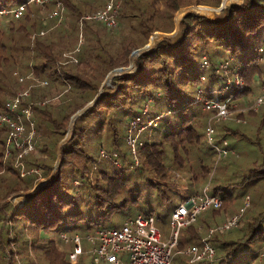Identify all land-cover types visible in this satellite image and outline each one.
I'll return each mask as SVG.
<instances>
[{
  "label": "trees",
  "instance_id": "16d2710c",
  "mask_svg": "<svg viewBox=\"0 0 264 264\" xmlns=\"http://www.w3.org/2000/svg\"><path fill=\"white\" fill-rule=\"evenodd\" d=\"M62 1L59 21L51 15L53 1L0 0V111L18 94L20 84L29 85L20 105H31L36 132L34 149L24 154L26 164L40 167L47 176L59 158L54 176L30 191L37 176L20 175L14 165L20 149L13 146L6 154L9 127L0 126V264H35L40 257L47 264H86L85 249L92 252L89 264H93V243L88 236L98 229L96 217L103 219L126 208L138 211L136 215H153L155 201L166 205L171 216L179 203L176 200L183 198L180 187L187 183L192 191L199 186L194 193L207 186L224 204L208 209L228 213L235 189L264 181L263 161L248 167L237 180L230 177L213 187L204 185L215 166V162H203L204 155L215 156L217 151L207 141L209 113L202 103L203 98L231 96L239 101L255 90L257 79L264 84V0L230 3L213 17L187 11L174 34L156 39L138 53L135 70L114 74L111 85L104 84L98 96L107 74L129 65L130 53L148 43L154 31L175 30L177 7L219 6L221 0H116L120 9L115 26L93 16L109 0ZM22 3V15L6 11ZM227 52L232 55L226 57ZM219 64L225 72H216ZM236 73L242 83L225 89ZM54 96L59 98L56 103L50 102ZM96 96L75 117L70 135L64 139L72 115ZM252 112L236 115L249 117L260 128L264 110ZM156 116L157 125L142 134L136 154L132 153L126 139L132 121L141 126ZM230 121L235 120L220 123L216 129L220 144L225 138L230 141L232 136L243 135L241 125ZM229 146L234 147L231 141ZM195 151L200 152V160L193 156ZM176 170L189 176L176 183L172 180ZM256 189L257 198L244 213L242 234L225 239L227 231L213 232L216 264H227L239 254L244 255L242 264H254L264 250V182ZM19 194L25 198L15 206L8 197ZM258 205L262 210L250 214L248 209ZM195 223L185 226L182 235L180 232L176 250L202 243L203 231ZM64 233L81 237L82 252L76 259L70 256L74 242L64 239ZM83 238L90 244L85 248ZM174 258L179 264H211L205 259L187 263L189 256L177 251L172 262Z\"/></svg>",
  "mask_w": 264,
  "mask_h": 264
},
{
  "label": "built area",
  "instance_id": "2783aa9c",
  "mask_svg": "<svg viewBox=\"0 0 264 264\" xmlns=\"http://www.w3.org/2000/svg\"><path fill=\"white\" fill-rule=\"evenodd\" d=\"M37 3H46L53 1L55 6L51 15L58 16L60 21L63 17L62 10L64 4L62 0H29ZM25 4H19L16 8L6 10L13 11L15 16H20L24 12ZM120 2L109 0L107 4L94 12L93 16L101 20L107 26H115L118 23V14ZM238 75V76H236ZM22 79V77H21ZM232 83L241 84L242 80L238 73L232 78ZM29 89H23L12 100L6 104V109L0 111V126H8L9 131L6 137V154L11 153L10 149L16 146L20 149L18 157L27 154L34 149L33 137L35 135V120L33 109L30 104L21 106V100L28 95ZM264 102V92L254 103L257 108ZM202 103L206 108L216 110L217 116L227 117V101L217 98H203ZM147 113V107L143 109ZM159 116L151 118L145 125L156 126ZM138 121H132L130 128L127 130L126 139L132 153L136 154L137 142L132 136V129L137 126ZM27 126V127H26ZM140 126V125H139ZM144 126V125H141ZM30 127V128H28ZM215 129L211 121H208L206 133L212 146L219 151V154L227 153V148H221L217 141H214ZM25 136L27 139H22ZM227 144V141H224ZM105 154V152L103 151ZM117 164L119 160L115 159ZM137 162V161H136ZM25 167L20 166V174L24 175ZM249 201V200H248ZM222 204V199L218 195H212L208 192L207 187L201 192L192 194H183L179 202L171 212V233L168 239L163 238L162 230L156 223L154 215H145L139 213L133 217H128L119 227H102L98 228L95 234L88 236L93 243V264H171L174 253L182 252L191 257L193 260L205 259L216 264L217 248L212 243L211 237L216 228H210L207 235L203 237L201 244L188 245L185 249L176 250L178 237L181 229L197 220V217L208 207H218ZM243 211V208H241ZM240 213L234 214L218 226V229L228 231L240 221ZM64 239L70 238L74 242L73 249L70 253L72 259H76L82 252V242L79 234L69 237L63 234ZM218 264H225L220 262Z\"/></svg>",
  "mask_w": 264,
  "mask_h": 264
},
{
  "label": "rangeland",
  "instance_id": "374dc122",
  "mask_svg": "<svg viewBox=\"0 0 264 264\" xmlns=\"http://www.w3.org/2000/svg\"><path fill=\"white\" fill-rule=\"evenodd\" d=\"M222 2L223 3L225 2V5L230 4V3L241 4L243 2V0H221V3ZM158 4L160 5V3H158ZM195 5H198V6H195ZM193 6H195V8H191ZM218 7H220V5L216 6V5H212V4H190V5H186V6H179L174 11L176 25H178L179 20L189 10H193V11H196L198 13L213 17L215 15V12L217 11L216 8H218ZM44 16L45 17L48 16L47 12H45ZM169 33H171V32H169ZM165 35H169V34H167V32L161 31V30H156L153 32V34L150 35L149 42H150V39L152 36H153L154 41H155L156 39L163 38ZM81 41H82V39H81ZM154 41L152 43H154ZM131 53L129 56V62L132 60L133 64H134L135 59H136V55L138 53H134V54H131ZM230 55H232L231 52L226 53V57H229ZM127 66H129V65H127ZM127 66H124V67H127ZM224 68L225 67L223 64H219L218 68H216V72H225L226 70ZM134 70H135V67H133V65H132V68L128 69V71H134ZM234 75L235 74H232V76H234ZM236 76H238V75H236ZM230 78H231V76H230ZM228 81L231 82V79H228ZM228 81L226 82L228 85H225V89H230V87L232 85L236 86V84H233L232 82L229 83ZM106 84L111 85V77H110V79L107 80ZM254 85H255V90L249 94H244L240 98L239 101H237V99H235L234 97L232 98V96L227 97L226 99H223V100L227 101L228 110L230 111V113L228 114L227 117H224V118L219 117V116H217L216 110L206 108L203 105L205 112L209 113L207 116L208 119H207L206 124L208 125V121H211L214 125V129H215V132L213 134L214 141H217V139L215 137L217 127H219L220 123H223V122L228 121V120L234 119L236 122L235 121H230V122H233V124L235 126L237 124H240L241 126L239 128L242 129V133H243V135H235V136L230 137V141L232 142L234 147L229 146L230 141H229V139H226V138L223 140L222 144H220L218 142L219 146L221 148H227L228 149L227 153L219 154V151L213 147L217 151V154L215 156H211L210 154L207 156L204 155L205 160H203V162L210 163L212 165H214V162H215V166L213 168H211V170L207 174L206 178L204 179V181H205L204 185L207 184V185L213 187L216 183H222L230 177H232L231 178L232 180H237L246 172L248 167L253 165L255 162H263L264 161V120L261 117L260 128H258V126H253L251 124L252 122H251L249 117L248 118L246 116L237 117V115H236V113H238V112H241L242 114L247 115L249 113H253L252 111L261 112L264 110V102L261 105H259L257 108L254 105L257 98L259 96H261L264 92V84L261 83V81L257 79L254 82ZM28 86L29 85H27V84H20L18 87V92L23 90V89H26V88L28 89ZM58 99H59L58 96H54L50 99V102L56 103L58 101ZM250 109H252V111H250ZM237 122H242V123H237ZM162 123H163V121H160L159 126H161ZM71 124H72V121H70L69 126L67 128V135H66L65 139L70 135V131L72 129ZM207 125H206V128H207ZM148 129H151L150 126H148V125L139 126V124H138L137 126L133 127L132 136L135 137L137 143L140 140L142 134ZM206 137H207V141L210 143L208 136H206ZM22 139H27V138H25V136H23ZM204 140L206 141V138ZM225 140L227 141V144L224 142ZM210 145H212V144L210 143ZM16 148L18 149V147H16ZM35 151L38 154L40 153V151L37 149V147H36ZM20 152L21 151H19V152L16 151V153H15L16 156H15V160H14V165L18 168L19 173H20V166L25 167L26 173L24 175H21V174L20 175L26 176L28 174L29 175L31 174L33 176H37V180H36V183L34 185H35V187H42L45 183V181H43L44 177H46V176L43 175L41 168L38 166H29L28 167L26 164V156L27 155L26 156L23 155L21 157H18ZM193 156L196 159L200 160V152L199 151H195L193 153ZM136 161L137 162L139 161V157L136 158ZM217 164H218V166L216 168ZM117 165H119V164H117ZM188 176H189L188 173H186V175H185V173H183L182 171L176 170L175 172H173L172 180H174L177 183L179 181V179L184 178V177L187 178ZM246 180H249V178H246ZM263 182L264 181H259L256 184H254V182L253 183H246V185H249L248 187L241 188V190L235 189L234 190V202L231 201L229 203L228 209L230 211H228V213L226 212V209H222L219 212H215L214 210L207 208L201 214H199V216L197 217V220L195 221L196 222L195 225L197 227L201 228V230L203 231L204 237L207 235L210 228H216L215 230H220V229H218V226H220L221 223H223L225 220H227L228 218L232 217L234 214L239 212L241 214L240 215V221L237 223L236 226H234L233 228H231V230H228L224 234L225 239H237L242 234V229H240V228L245 226L246 216L244 218V213L246 212L247 208L252 205L253 200H256L257 192L259 191L256 188L259 186H262ZM188 185L189 184L187 183L186 185L180 187V190L182 191V193L184 195L192 194V192L196 191V189L199 190V186H197L192 191V189L190 187H188ZM203 186H202V188H203ZM206 187L207 186H205L204 188H206ZM244 189H248L249 191H246V193L244 195L237 194V193L243 191ZM247 193H249V194H247ZM22 199H23V195H20V194L15 195L14 197H8V200L13 202L15 204V206H19L21 204ZM176 202H181V199H177ZM154 205H155V208L153 210V215L156 217V223L162 230L163 238L168 239L170 237L172 227H171V216L166 209L167 206L166 205L160 206L157 204L156 201L154 202ZM221 206H224V204L222 203L220 205V207ZM261 207L262 206H260V205L254 206V207L249 208L248 211L250 214H255V213L259 212L260 210H262ZM147 208L149 209V207H147ZM147 208H146V210H148ZM241 208H243V211H241ZM137 212L135 210H128L126 208L122 212L111 213L110 215H107L103 219H99L98 217H96V224L95 225L97 226V228L119 227L124 222L126 217L129 216V214H132V213L135 214ZM186 229H187V227L182 228L181 235L186 231ZM82 236L84 237L85 235L82 233ZM69 244L70 243L68 242V246L70 247ZM191 244L192 243H190V245ZM83 245H84V248H85V246L90 245L86 241L85 238H83ZM89 250L90 249H85L84 254H83V258H84L86 264L90 263V260L92 257V252H89ZM263 251L264 250H262V249L260 250V257L254 259V261H253L254 264H261L262 262L264 263V254H262ZM185 261H188L187 263H189V262H195L196 260L191 261V257L189 256V258L187 260L185 258ZM35 262H36L35 264H47L46 260H44L42 257L35 260ZM243 262H244V255L239 254V255H236L234 258L231 257L230 260L227 261V264H242ZM172 264H179V263L174 258Z\"/></svg>",
  "mask_w": 264,
  "mask_h": 264
},
{
  "label": "water",
  "instance_id": "95a60500",
  "mask_svg": "<svg viewBox=\"0 0 264 264\" xmlns=\"http://www.w3.org/2000/svg\"><path fill=\"white\" fill-rule=\"evenodd\" d=\"M195 6H198V5H195ZM195 6H193V7H191V8H195ZM225 6H226V5H225V2H224V3L222 2V3L220 4V7L216 8V9H217V11L222 10ZM191 8H190V9H191ZM175 21H176V20H175ZM177 27H178V25H176L175 30H174L173 32H171V33H167V34H169V35L174 34V33L177 31ZM153 41H154V38H153V36H152L151 39H150V42H149V43L145 44L144 46H142V47H140V48H138V49H135L134 51H132L131 54H134V53H140L142 50H144V49H146V48H149V47L153 44V43H152ZM135 63H136V62H134V66H135ZM132 65H133V61L131 60L130 63H129V66H127V67L119 66V67H116V68H114L113 70H111V71L107 74L106 78L104 79V81H103V83H102V86H101V88H100V90H99L97 96L100 94L103 85L106 84L107 80L110 79V77H111V80H112V76H113L114 74L128 71L129 68H132ZM97 96H96L93 100H91L86 106H84L83 108L79 109L76 113H74V114L72 115V118H71L72 124H71V125H73L75 117H76L77 115H79L80 113H82V112L84 111V109H85L87 106L91 105V104L96 100ZM64 139H65V138H64ZM64 139H63V140H64ZM58 165H59V158H57V160H56V162H55V165H54V168H53L52 172H51L49 175H47L46 177H44V180H43V181H45L44 185L48 182L49 179H51V178L54 176V174H55V172H56V168H57ZM44 185H43V186H44ZM38 188H41V187H35V185H34L30 191H33L34 189H38ZM30 191H29V192H30ZM24 198H25V194L23 195V199H22V200H24Z\"/></svg>",
  "mask_w": 264,
  "mask_h": 264
}]
</instances>
